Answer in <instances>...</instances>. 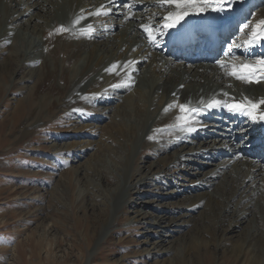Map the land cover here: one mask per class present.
Instances as JSON below:
<instances>
[{
  "label": "bare ground",
  "instance_id": "bare-ground-1",
  "mask_svg": "<svg viewBox=\"0 0 264 264\" xmlns=\"http://www.w3.org/2000/svg\"><path fill=\"white\" fill-rule=\"evenodd\" d=\"M258 1L0 0V55L3 58L0 74L12 76L16 73L19 82H31L24 86L32 107L38 109L44 103L62 109L69 108L74 102L81 104L86 97L97 100L106 93L116 95V98L124 95L122 111L125 116L138 117L147 112L149 118L141 144L144 147V144L157 143L150 149L157 152L164 153L169 146L179 145L175 131L191 126V118H196L198 130L187 143L197 144V141L207 139L211 145L207 143V148L194 151L195 155L207 156L209 160L216 155L215 160L220 162L214 164V168L217 165L220 168L233 166L225 177L223 173H217L220 168L216 172L208 170L204 177L206 185L215 177L214 173L221 175L225 182L219 181L220 188L216 185L211 195L203 191L201 183L195 184L194 189L203 192L195 195L188 205L180 204L179 208L187 212L200 209L202 224L209 226L205 230H216L225 235L221 225L226 224L227 218L224 216L223 220V216L215 214L217 209L228 213L235 198L241 199L247 192L252 193L253 197L241 199L243 204L239 211H232L228 223V229L232 231L252 216L251 208L255 210V205L264 208V4L248 11ZM241 19L236 33L227 38L234 22ZM175 27L182 30L181 43L171 36ZM211 27L218 32H211ZM115 29L118 34L114 33ZM194 34L199 37L197 44ZM213 43L219 44L217 51L211 48ZM195 49L199 52L198 57L194 54ZM219 50L221 55L215 60ZM171 52V56H177L179 52H183V56L172 60L167 58ZM33 61H40V65L35 70L26 68L28 71L20 74L21 68L35 64ZM144 65L149 69L142 72L140 68ZM45 76L50 77L48 88L42 95L36 94L37 86ZM68 87H71L69 96L66 100L65 95L60 99ZM50 88L57 93L55 98L51 96ZM245 89L258 92L244 94ZM260 89L263 91L259 92ZM115 102L116 99H112L111 103ZM23 103L19 101V108ZM130 108L134 113L127 114ZM250 116L252 120H248ZM124 124L109 120L106 129L100 132L102 139L122 141L133 135L135 128ZM237 140L246 145L242 148L249 150L237 149L234 144ZM226 142L231 144L228 155L224 153ZM102 148L97 150L101 152ZM217 152L228 158L222 161ZM259 154L260 158L256 159ZM161 164L163 168L179 166L174 158L171 161L164 159ZM166 172L164 170L162 174ZM220 190L227 196L225 204L216 196ZM165 212L166 209L162 210ZM213 215L216 216L214 222L210 219ZM257 219L256 214L255 219L251 217L249 222L245 221L246 227L242 231L245 241L233 242V247L227 250L230 252L228 260L244 257V264H264V235L256 233L253 225ZM173 224L177 227L175 222ZM216 233H213L214 242ZM197 237L204 243L206 232L201 231ZM219 241L217 244L225 247L222 235ZM196 245L192 242L188 246L196 254L192 258L194 264H214L215 261L221 264L225 256L214 257L203 244L204 250Z\"/></svg>",
  "mask_w": 264,
  "mask_h": 264
},
{
  "label": "rangeland",
  "instance_id": "rangeland-1",
  "mask_svg": "<svg viewBox=\"0 0 264 264\" xmlns=\"http://www.w3.org/2000/svg\"><path fill=\"white\" fill-rule=\"evenodd\" d=\"M263 4L264 0H259L248 11ZM236 26L227 38L236 32ZM114 33L118 34V29ZM180 56L182 54L176 58ZM2 62L0 55V64ZM33 62L35 64L21 68L20 74H25L26 68L35 70L40 65V61ZM142 67V72L149 69ZM0 77V264H194L192 258L196 254L188 247L192 242L199 248L203 244L214 257L225 256L221 264H244V257L236 261L235 258L228 260L227 255L233 242L245 241L242 231L256 214L255 231L264 235V208L258 205L255 210L251 208L252 216L239 224L240 228L228 229L232 211H239L243 204L241 199L253 197L251 192L241 199L235 198L228 213L221 208L216 210L215 214L227 219L226 224L221 225L225 235L214 230L217 232L215 242V232L205 230L209 226L205 227L207 223L202 224L200 220V209L187 212L179 208L180 204L188 205L203 191L211 195L222 176H228L226 172L233 166L214 168L213 165L220 162L215 160L216 155L210 157L214 160L195 155L194 151L207 148V143L211 145L207 139L197 144L187 143L198 130L196 118L190 120L192 127L186 125L175 131V138L181 144L169 146L164 153L157 152L150 150L157 143L144 144V147L141 144L149 118L147 112L138 117L125 116L122 111L124 95L116 98L106 93L97 100L86 97L83 103L74 102L62 109L44 103L38 109L32 107L24 86L31 82H19L16 73L10 76L2 72ZM43 78L36 94L42 95L48 88L50 77ZM70 89L68 87L60 99L65 95L66 100ZM234 90L237 94L236 88ZM256 92L242 91L244 94ZM50 94L55 98L57 93ZM112 99L117 103H111ZM20 100L24 101L22 108H19ZM127 111L129 114L133 110ZM109 120L134 127V134L122 141L103 140L100 132L106 129ZM225 144L224 153L228 155L231 146L228 142ZM234 144L241 151L249 150L242 148L246 145L241 141ZM101 146L106 151L97 150ZM218 154L222 161L228 158L222 157L221 152ZM173 158L179 166L163 168L162 161ZM210 169L214 172L218 169L217 173L224 175L214 173L215 177L206 185L204 177ZM164 170L168 171L165 175L162 174ZM175 170L178 172L174 174ZM231 172L236 175L234 169ZM197 183H201L203 191L194 189ZM225 191L230 192L227 188ZM216 196L225 204L227 196L222 195L221 190ZM215 217H210L212 222ZM173 222L177 227L172 226ZM201 231L206 232L204 243L197 237ZM221 235L223 248L217 244Z\"/></svg>",
  "mask_w": 264,
  "mask_h": 264
}]
</instances>
